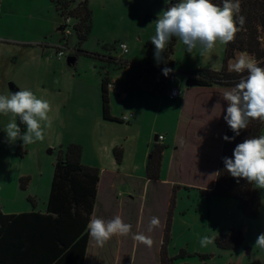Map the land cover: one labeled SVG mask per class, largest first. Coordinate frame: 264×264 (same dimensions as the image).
Returning a JSON list of instances; mask_svg holds the SVG:
<instances>
[{
  "label": "rangeland",
  "instance_id": "rangeland-1",
  "mask_svg": "<svg viewBox=\"0 0 264 264\" xmlns=\"http://www.w3.org/2000/svg\"><path fill=\"white\" fill-rule=\"evenodd\" d=\"M69 1L73 8L84 0ZM169 2L88 0L92 27L82 41L72 27L70 35L65 34L62 29L64 18L56 12L50 0H4L1 4L0 95L30 89L38 97L49 100L54 109L50 114L53 117L52 127L45 130V139L25 145L19 139L14 142L7 140L4 129L12 114H0L2 211L6 214L45 213L60 151L70 143H83L91 167L105 171L93 217L110 220L120 216L125 223L132 225L133 233H143L153 240L152 246L148 247L133 240L131 235H114L103 247H99L90 239L85 264H159L164 206L163 195L156 190L158 185L154 182L144 184L145 176L133 179L109 174L112 168L123 167L126 170L133 167V162L127 159L137 161L136 144L144 145L148 123L134 132V144L129 147L121 165L124 142L133 133L127 130L129 126L126 123L118 121H102V125L96 127L91 99L100 94L102 102L101 81L105 75L129 81L142 70L121 62L140 65L151 62L159 69L164 67V62L157 64L154 49L152 51L149 43L155 34L152 22ZM72 19L75 23L76 20ZM121 42L128 46L132 59L127 57L128 54H121L118 47ZM170 44L169 58L174 64L176 81L186 80L188 71L219 69L224 57L225 45L218 42L211 52L203 55L199 46L188 53L177 37L172 38ZM56 46H64V57L56 56ZM99 80L97 91L94 88ZM127 99L130 100V97ZM114 104L119 108L118 99ZM16 123H19L18 117ZM162 124L163 119L158 126ZM24 131L25 125L22 133ZM103 147L109 151L105 152ZM115 148L122 149L120 161L114 154ZM211 170L207 168L203 173L189 175L196 185L191 187L195 189H182L175 194L176 207L170 222L174 233L169 243L173 264H254V261L264 264V248L255 245L257 236L264 233V190L258 189L261 200L258 217L247 218L238 209L236 201L220 196L207 199L199 191L209 184ZM143 173L145 175V167ZM22 178H28L24 188L21 187ZM152 217L159 219V225L149 231ZM229 229L243 232L244 244L238 250L221 251L216 249L214 242L207 247L200 246L201 237L206 235L214 240ZM180 251L183 255L178 257ZM204 252L207 253L205 259Z\"/></svg>",
  "mask_w": 264,
  "mask_h": 264
},
{
  "label": "trees",
  "instance_id": "trees-1",
  "mask_svg": "<svg viewBox=\"0 0 264 264\" xmlns=\"http://www.w3.org/2000/svg\"><path fill=\"white\" fill-rule=\"evenodd\" d=\"M55 10L61 17H72L76 20L73 26L80 41L85 40L91 31L92 14L88 6V0L77 3L71 8L69 0H50ZM178 0H170L166 5L170 7ZM213 3L222 6V0H212ZM241 15L246 18L245 31L236 35L234 42L225 45L224 57L220 69H198L186 73L185 86L192 87H233L247 72L236 73L228 70V63L241 52H247L258 62V66L264 67V44L257 37L264 35V0H240ZM258 27L261 31L258 32ZM174 40V37H173ZM151 48V43H149ZM152 49V48H151ZM172 44L168 45L164 57L170 65L169 52ZM153 51V49H152ZM74 58V57H73ZM115 61L116 59L109 58ZM121 64H126L122 63ZM150 63L144 65L147 67ZM198 77V78H197ZM108 76L102 80V112L106 121H118L109 113L107 96ZM21 132L24 125L18 123ZM264 134V123L253 120L248 128L241 130L239 136H235L226 124L225 135L235 136L229 141L223 140L220 153L218 171L215 184L210 190H199L207 199L210 196H220L236 201L241 213L250 219L258 217L261 200L258 189L242 178H234L225 170L223 158L233 157V151L237 144L246 138L258 137ZM224 135V136H225ZM121 148H115L114 154L118 161L121 159ZM163 146L154 145L150 157L145 166L146 178L149 181L157 180L160 171ZM82 147L76 143H70L60 151L54 166V174L51 183L50 194L45 213H20L6 214L0 206V264H85L89 234L86 228L92 218L100 181V170L84 165L81 161ZM28 178L21 179V187H25ZM188 189V188H186ZM174 204L172 198L171 208ZM171 209L168 212L164 236L160 251V264H173L172 258L167 255L170 243ZM244 244V235L240 230L229 229L214 239V245L221 251H233ZM183 251L178 253V257ZM204 259L207 255L203 256ZM254 264H260L254 261Z\"/></svg>",
  "mask_w": 264,
  "mask_h": 264
},
{
  "label": "clouds",
  "instance_id": "clouds-1",
  "mask_svg": "<svg viewBox=\"0 0 264 264\" xmlns=\"http://www.w3.org/2000/svg\"><path fill=\"white\" fill-rule=\"evenodd\" d=\"M240 13V0H222V6L212 0H179L172 3L158 13L157 19L152 22L155 24V34L151 38L154 59L158 65L161 62L167 63L164 52L173 37H177L186 46L188 53L199 46L202 55L211 52L217 42L221 45L234 42L236 35L246 30V18ZM259 31L261 29L258 27ZM257 39L264 44V35ZM228 70L238 74L247 72L246 76L242 75L233 87L222 94V99L227 102L224 120L235 136H239L251 121L264 123V67L258 66L256 59L249 53L241 51L234 60L229 61ZM171 71L167 67L162 69L165 76ZM53 111L49 100L38 97L30 89L0 95V114H12L11 121L4 129L9 142L19 139L25 145L43 141L45 130L52 127L53 117L50 114ZM17 117L20 124L26 127L23 133L16 123ZM235 136L225 135L223 139L230 142ZM223 162L225 170L232 177L245 179L257 189L264 190V134L244 139L236 145L233 157H225ZM158 225L159 219L152 217L148 230L152 231ZM86 228L90 239L99 247H103L114 235H131L133 240L148 247L153 244L150 236L133 233L132 225L125 223L120 216L110 220L94 216ZM213 242L206 235L199 240L201 247H207ZM255 245L264 248V233L257 236Z\"/></svg>",
  "mask_w": 264,
  "mask_h": 264
},
{
  "label": "crops",
  "instance_id": "crops-1",
  "mask_svg": "<svg viewBox=\"0 0 264 264\" xmlns=\"http://www.w3.org/2000/svg\"><path fill=\"white\" fill-rule=\"evenodd\" d=\"M1 4H4V0H0V10ZM127 54L129 59L133 58V55L129 50ZM75 61L76 58H74V62ZM135 61H137V59ZM125 63L140 67L143 72L139 71L137 77L129 81H125L120 77H108L111 84V87L106 88L109 102V113L111 117L115 119H117L118 116L119 118L117 120L121 123H126L129 126L127 130L133 133L128 136L124 142V155L122 156L121 165L124 163L125 155L129 152V147L134 144V132L136 130H141L142 126L146 123H148L149 127L145 133L144 145L141 147L138 142L136 144L135 154L139 155L137 161L134 162L127 159L129 162H133V167L126 170H123V167L121 169L112 168L110 169L111 172L109 174L116 177L123 175L133 179H142V177L145 176L144 184L147 182H154L158 185L159 188L156 190L159 195H163L162 202L164 206L162 232L159 237L158 248L160 264V251L166 219L170 209L171 214H173L176 207L174 198V204L171 208L172 198L175 197L176 193L181 192L182 189H195L191 187L196 185H194V181H191L189 175L203 173L207 168H212L211 180L209 184L203 186V190H210L215 184L220 153L224 140L223 137L225 135L227 124L224 120L227 102L222 99V94L225 90L230 89V87L213 86L187 88L185 86V79H181V81H176L174 84L179 89V98L171 100L161 92L151 93L149 91L151 73L144 69L145 64L140 65L136 63H128L127 61ZM149 63L152 64L151 62ZM169 66L172 68L174 67L172 60ZM98 83H100V80L95 83L94 89L97 91ZM128 96L130 97V100L127 99ZM125 97H127L126 100ZM115 99H118L119 108L114 104ZM91 106L93 108L92 117L94 118V125L96 127L102 125V121L106 120L101 118L102 102L100 101V94L93 96L91 99ZM128 114H131L132 117L128 122H122L121 117ZM161 119H163V124L158 126ZM157 132L158 134H156ZM157 135H163L164 140L156 143L155 136ZM152 137H154L153 141ZM156 144L163 146L160 171L157 180L149 181L146 178V173L145 175L143 173V168L146 166V162L150 157V154L147 155V153H151ZM97 145L98 144H95L94 146L98 147ZM80 146L82 147V163L87 166H92L87 161L86 145L81 143ZM103 148L105 152L109 151L107 147ZM99 170L100 181L98 184L93 215L97 208V202L101 193V182L105 174L103 169ZM198 187L202 186L199 185ZM104 192L105 191H103V193ZM171 225L172 224L170 223V242L174 233L173 225L171 232ZM206 254L207 253L204 252V255ZM167 255L168 257H171L169 245L167 248Z\"/></svg>",
  "mask_w": 264,
  "mask_h": 264
},
{
  "label": "built area",
  "instance_id": "built-area-1",
  "mask_svg": "<svg viewBox=\"0 0 264 264\" xmlns=\"http://www.w3.org/2000/svg\"><path fill=\"white\" fill-rule=\"evenodd\" d=\"M64 22L65 25L62 26V29L65 30V34L68 36L71 33L70 28L75 25V23H73V19L72 17L66 16L64 17ZM119 50L121 51L122 54H127L128 53V46L125 43H119L118 45ZM151 48L154 49V45L151 43ZM56 56L58 58H62L64 57V46H57L56 47ZM155 65L150 64L147 67V71L151 73V80L149 83V91L151 93H155V92H161L163 95H165L166 97H168L171 100H176L179 98L180 92L177 86H175V82H176V72L173 70L172 67L168 66V65H164V67L162 69H164L165 67L172 69V71L165 76L162 73V69H159L154 67ZM107 87H111V84L108 83ZM128 117L127 119H125V117ZM132 117L131 114L128 115H124L121 117V121L122 122H128L129 119ZM164 140V136L163 135H157L156 136V143L162 142Z\"/></svg>",
  "mask_w": 264,
  "mask_h": 264
},
{
  "label": "water",
  "instance_id": "water-1",
  "mask_svg": "<svg viewBox=\"0 0 264 264\" xmlns=\"http://www.w3.org/2000/svg\"><path fill=\"white\" fill-rule=\"evenodd\" d=\"M155 139H156V136H155Z\"/></svg>",
  "mask_w": 264,
  "mask_h": 264
}]
</instances>
